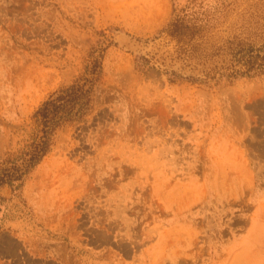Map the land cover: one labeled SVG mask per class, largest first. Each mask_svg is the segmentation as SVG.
I'll return each instance as SVG.
<instances>
[{
  "label": "rangeland",
  "instance_id": "374dc122",
  "mask_svg": "<svg viewBox=\"0 0 264 264\" xmlns=\"http://www.w3.org/2000/svg\"><path fill=\"white\" fill-rule=\"evenodd\" d=\"M262 1L0 0V165L100 65L89 112L0 187V264H264V73L222 68L264 45ZM184 12L207 20L186 56L163 32Z\"/></svg>",
  "mask_w": 264,
  "mask_h": 264
},
{
  "label": "trees",
  "instance_id": "16d2710c",
  "mask_svg": "<svg viewBox=\"0 0 264 264\" xmlns=\"http://www.w3.org/2000/svg\"><path fill=\"white\" fill-rule=\"evenodd\" d=\"M259 10L262 20L259 32L253 36L264 37V0ZM207 20L198 18L195 13L175 15L164 27L163 32L179 45L180 54L191 55L198 48L196 42L207 28ZM229 59L223 70L227 78L237 76L252 77L264 73V45L255 47L253 44L234 39L228 42ZM216 68L214 70H219ZM214 70L212 72H214ZM211 72V71H208ZM205 75L213 79L214 75ZM100 65L86 66L83 73L69 85L50 94L35 109L31 118L35 126L33 135L26 149L18 155L5 160L6 166L0 165V187L7 185L12 191L20 187L24 177L48 153L56 131L65 125L73 124L82 119L90 110L93 86L98 80ZM0 201L2 197L0 196Z\"/></svg>",
  "mask_w": 264,
  "mask_h": 264
},
{
  "label": "bare ground",
  "instance_id": "6f19581e",
  "mask_svg": "<svg viewBox=\"0 0 264 264\" xmlns=\"http://www.w3.org/2000/svg\"><path fill=\"white\" fill-rule=\"evenodd\" d=\"M125 46V45H124ZM174 54V53H173ZM203 66V65H202Z\"/></svg>",
  "mask_w": 264,
  "mask_h": 264
}]
</instances>
